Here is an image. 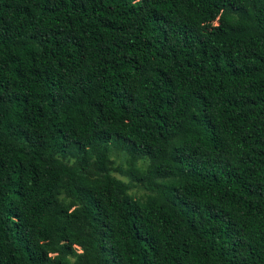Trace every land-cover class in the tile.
Segmentation results:
<instances>
[{
    "label": "trees",
    "instance_id": "1",
    "mask_svg": "<svg viewBox=\"0 0 264 264\" xmlns=\"http://www.w3.org/2000/svg\"><path fill=\"white\" fill-rule=\"evenodd\" d=\"M0 264H264V0H0Z\"/></svg>",
    "mask_w": 264,
    "mask_h": 264
},
{
    "label": "rangeland",
    "instance_id": "2",
    "mask_svg": "<svg viewBox=\"0 0 264 264\" xmlns=\"http://www.w3.org/2000/svg\"><path fill=\"white\" fill-rule=\"evenodd\" d=\"M119 155V156H116ZM124 155L123 153H118V152H113L111 159L113 160V167H124V158L121 156ZM146 163H143V165H145ZM121 179L125 180L124 177H120ZM71 261V260H70Z\"/></svg>",
    "mask_w": 264,
    "mask_h": 264
}]
</instances>
